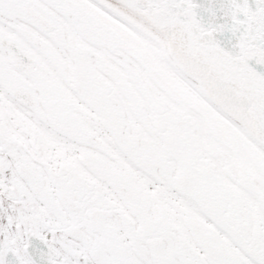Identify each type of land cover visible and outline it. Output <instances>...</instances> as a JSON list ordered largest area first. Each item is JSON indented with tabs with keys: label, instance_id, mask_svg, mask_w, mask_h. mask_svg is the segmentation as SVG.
<instances>
[{
	"label": "snow or ice",
	"instance_id": "snow-or-ice-1",
	"mask_svg": "<svg viewBox=\"0 0 264 264\" xmlns=\"http://www.w3.org/2000/svg\"><path fill=\"white\" fill-rule=\"evenodd\" d=\"M0 264H264V0H0Z\"/></svg>",
	"mask_w": 264,
	"mask_h": 264
}]
</instances>
